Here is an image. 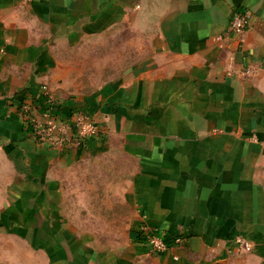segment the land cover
<instances>
[{"label":"crops","instance_id":"0c3cea01","mask_svg":"<svg viewBox=\"0 0 264 264\" xmlns=\"http://www.w3.org/2000/svg\"><path fill=\"white\" fill-rule=\"evenodd\" d=\"M236 12L250 24L229 36ZM126 34L136 62L70 92L59 54ZM0 46V264H31L37 223L56 237L39 248L52 264H264V0H0ZM44 87L100 136L38 141L20 107ZM92 206L122 213L123 243L73 231L67 251L66 212Z\"/></svg>","mask_w":264,"mask_h":264},{"label":"rangeland","instance_id":"374dc122","mask_svg":"<svg viewBox=\"0 0 264 264\" xmlns=\"http://www.w3.org/2000/svg\"><path fill=\"white\" fill-rule=\"evenodd\" d=\"M132 38L128 34L97 37L82 42L76 51L60 53L59 55L64 56V60L69 65L68 68L65 67L69 74L68 90L76 94L87 93L125 73L136 62L138 55L130 45ZM98 203L102 207V200H99ZM85 207L89 208L88 201H86ZM98 208L99 206L97 209L93 207L80 213H74L71 210L66 212L70 221L76 222L65 223L66 231L68 230L65 234L67 251L68 248L71 250L73 247V231L76 234L91 235L93 241L100 245L110 244L117 247L123 243L128 232V223H125V219L120 218L122 213L116 211L108 213L98 210ZM78 217L83 223H78ZM49 224L56 230L57 223ZM37 225V235L40 238L37 240L38 244L34 246L36 250H33L32 260H29L28 257V263L52 264L53 260L50 259L47 262L44 253L40 252L39 248L48 247L50 244L55 248L56 237L53 236V239L46 240L49 235L46 223H37ZM52 232H54L53 235H56V231Z\"/></svg>","mask_w":264,"mask_h":264},{"label":"built area","instance_id":"2783aa9c","mask_svg":"<svg viewBox=\"0 0 264 264\" xmlns=\"http://www.w3.org/2000/svg\"><path fill=\"white\" fill-rule=\"evenodd\" d=\"M250 15L244 12H236L230 23L228 35L240 36L249 27ZM219 36L217 39L222 40ZM4 47L0 46V53H4ZM44 102L42 104L27 102L21 105L20 111L33 136L40 142L48 143L53 147H62L72 143L85 144L100 136V127L91 114L84 111H74L63 117L60 107L53 94L44 87L42 89ZM140 231L146 234L147 241L152 252L161 254L169 250V246L158 236L149 234L147 228L142 226ZM180 243L179 240L176 241ZM237 243L245 251H252V244L245 238L238 237Z\"/></svg>","mask_w":264,"mask_h":264}]
</instances>
